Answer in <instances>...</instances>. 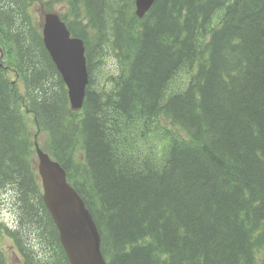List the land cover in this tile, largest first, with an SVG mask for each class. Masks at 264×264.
Returning a JSON list of instances; mask_svg holds the SVG:
<instances>
[{
    "label": "trees",
    "instance_id": "obj_1",
    "mask_svg": "<svg viewBox=\"0 0 264 264\" xmlns=\"http://www.w3.org/2000/svg\"><path fill=\"white\" fill-rule=\"evenodd\" d=\"M33 1L0 0V48L26 88L0 51V194L15 189L20 211L0 236L26 264H69L32 161L33 115L107 264H264V0H156L141 20L135 0H55L87 47L80 113Z\"/></svg>",
    "mask_w": 264,
    "mask_h": 264
},
{
    "label": "water",
    "instance_id": "obj_2",
    "mask_svg": "<svg viewBox=\"0 0 264 264\" xmlns=\"http://www.w3.org/2000/svg\"><path fill=\"white\" fill-rule=\"evenodd\" d=\"M154 1L136 0L137 15L143 17ZM44 36L45 45L70 89L72 107L79 109L88 84L83 41L71 38L67 27L55 14L46 15ZM38 154L45 203L59 229L70 263L105 264L99 232L83 201L67 184L64 170L40 150Z\"/></svg>",
    "mask_w": 264,
    "mask_h": 264
},
{
    "label": "rangeland",
    "instance_id": "obj_3",
    "mask_svg": "<svg viewBox=\"0 0 264 264\" xmlns=\"http://www.w3.org/2000/svg\"><path fill=\"white\" fill-rule=\"evenodd\" d=\"M45 3H39V2H34L33 6L31 7V12L33 13V15H35V17H41V15L43 14V12L47 9L45 8ZM49 7L48 9H56V11H62V6H56L54 3H49L48 4ZM41 139H46L45 135H41ZM1 215L2 218L9 224H11L14 221L15 218V210L13 208V206L9 203H5L3 206V209L1 211ZM3 246L8 249V244L4 243ZM13 252H16V249L14 247H12V245H9V249H8V257L10 259V264H16V254L13 255Z\"/></svg>",
    "mask_w": 264,
    "mask_h": 264
},
{
    "label": "bare ground",
    "instance_id": "obj_4",
    "mask_svg": "<svg viewBox=\"0 0 264 264\" xmlns=\"http://www.w3.org/2000/svg\"><path fill=\"white\" fill-rule=\"evenodd\" d=\"M154 3H155V1H154ZM154 3H153V5H154ZM148 4V3H147ZM144 6V5H143ZM211 14V13H210ZM81 38V37H80ZM84 42H85V40L83 39V38H81Z\"/></svg>",
    "mask_w": 264,
    "mask_h": 264
}]
</instances>
